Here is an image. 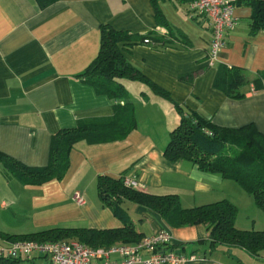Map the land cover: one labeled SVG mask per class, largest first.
<instances>
[{"label":"crops","instance_id":"crops-1","mask_svg":"<svg viewBox=\"0 0 264 264\" xmlns=\"http://www.w3.org/2000/svg\"><path fill=\"white\" fill-rule=\"evenodd\" d=\"M151 1L58 0L40 8L35 0H0L1 153L27 167H44L51 138L61 129L81 121L110 119L115 105L125 103L133 106L136 122L120 138L95 141L93 136L100 134L93 133L92 139L75 142L61 179L26 185L6 177L0 164L1 232L121 228L122 221L98 196V176L133 179L135 189L146 194L177 195L183 208L228 200L237 207V229L264 228V222L248 214L245 223L240 222V204L235 200L247 206L253 203L238 184L186 160L168 161L163 155L169 133L179 122L178 109L198 113L219 127L251 124L264 134V27L251 32L250 0L235 1L238 24L225 32V46L213 63L206 58L209 24L201 15L188 12L191 0H154L186 44L175 42L160 50L138 42L120 47L126 59L166 95L138 81L123 80L125 96L115 101L97 94L80 76L98 53L102 24L139 35L151 30L167 34L165 27L156 25ZM234 69L246 74L236 89L242 93L239 98L223 89ZM75 193L84 197L82 205L74 202ZM122 206L143 237L167 230L172 236L170 249L184 256L186 264H264V251L251 257L242 250L210 248L203 225L172 227L146 207L126 200ZM10 242L0 238V243ZM121 244L133 243L116 241L92 248ZM110 259L118 257L111 254ZM34 262L47 264L43 257Z\"/></svg>","mask_w":264,"mask_h":264},{"label":"trees","instance_id":"trees-1","mask_svg":"<svg viewBox=\"0 0 264 264\" xmlns=\"http://www.w3.org/2000/svg\"><path fill=\"white\" fill-rule=\"evenodd\" d=\"M40 8L58 0H35ZM154 19L157 26L165 27L166 35L154 30L143 35L115 30L109 25H100L99 50L95 58L80 75L86 84L97 94L106 95L115 101L125 96L123 80L138 81L147 85L155 93H166L150 82L138 68L133 66L124 56L123 48L134 43H143L154 49L171 47L174 43L186 44L184 35L172 27L164 18L154 0L151 1ZM252 33L264 27V0H250ZM123 46V48L120 47ZM246 74L234 69L226 81L224 91L231 97H242L236 89L244 83ZM114 115L100 122L81 121L73 128L61 129L50 142V153L44 167H27L17 160L0 152V164L6 177H16L26 185H37L48 179H61L68 167V156L72 145L79 140L120 138L136 126L134 108L130 103L120 107L115 105ZM178 124L169 133L163 155L168 161L186 160L196 165L199 170L218 174L223 179L238 184L249 194L256 206L264 212V134L253 125H245L236 129L219 127L208 119L193 111L178 109ZM124 177L112 178L98 176L97 191L100 200L110 208L112 214L123 223L116 229H88L76 227H53L40 231L10 235L0 231V238L11 242L19 240L31 241H63L74 238L80 243L95 247L111 244L138 242L143 236L137 233L130 221L123 201H129L146 207L157 213L168 225L182 227L187 225H203L208 233V244L212 249L242 250L251 257H257L264 251V228L261 230L237 229L234 221L237 207L228 200L196 206L181 207L177 195H151L128 187L123 183ZM34 259L0 258V264H35Z\"/></svg>","mask_w":264,"mask_h":264},{"label":"built area","instance_id":"built-area-1","mask_svg":"<svg viewBox=\"0 0 264 264\" xmlns=\"http://www.w3.org/2000/svg\"><path fill=\"white\" fill-rule=\"evenodd\" d=\"M236 0H191L188 12L201 15L210 27V41L207 51V61L213 63L219 59L225 46V32L233 30L238 20L233 14ZM148 39L143 43L148 44ZM124 185L136 188L137 182L124 177ZM73 200L82 205L84 197L75 193ZM172 236L167 230L143 237L133 244H121L108 248H92L78 241H31L19 240L10 243H0V258L33 259L43 257L47 264H186L187 260L179 253L170 249ZM116 254L118 259L111 260L110 255ZM194 259V256L190 258Z\"/></svg>","mask_w":264,"mask_h":264},{"label":"rangeland","instance_id":"rangeland-1","mask_svg":"<svg viewBox=\"0 0 264 264\" xmlns=\"http://www.w3.org/2000/svg\"><path fill=\"white\" fill-rule=\"evenodd\" d=\"M249 197L251 199V203H253V206H252V204L249 205V206H247V205L241 204V202L238 199L235 200L238 204H240V207H239V211H240V213H239L240 222H244L245 223V218L244 217L247 214L249 216H251V217H254L257 221L258 220H261V222H264V217H262V215H264V212H262V210L259 209L256 206V204L254 203L253 198L250 195H249ZM234 199H235V197H234ZM249 202H250V200H249ZM256 225H257V223H256Z\"/></svg>","mask_w":264,"mask_h":264}]
</instances>
